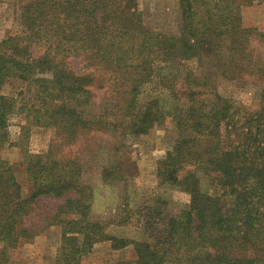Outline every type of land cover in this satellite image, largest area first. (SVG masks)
Wrapping results in <instances>:
<instances>
[{
    "label": "trees",
    "instance_id": "16d2710c",
    "mask_svg": "<svg viewBox=\"0 0 264 264\" xmlns=\"http://www.w3.org/2000/svg\"><path fill=\"white\" fill-rule=\"evenodd\" d=\"M262 2L179 0L175 35L148 27L143 0L23 3V32L0 42V127L20 112L56 132L46 152L26 153L20 164L0 157V256L42 231L30 222L50 199L57 207L40 226L63 227L58 264H81L106 241L114 249L134 247L135 259L117 264H264V67L255 62L264 26L245 25L242 14ZM71 58L87 71L72 69ZM13 77L32 87L3 94ZM156 78L166 96L142 101ZM220 80L254 83L259 102L248 106L222 94ZM169 118L176 139L159 161L158 177L191 201L181 208L162 200L141 205L140 239L111 235L108 227L124 221L93 217L84 152L101 168L104 184L127 183L135 172L127 139ZM21 166L30 192L18 179Z\"/></svg>",
    "mask_w": 264,
    "mask_h": 264
},
{
    "label": "rangeland",
    "instance_id": "374dc122",
    "mask_svg": "<svg viewBox=\"0 0 264 264\" xmlns=\"http://www.w3.org/2000/svg\"><path fill=\"white\" fill-rule=\"evenodd\" d=\"M32 0H0V42L11 35L21 34L22 4ZM143 12L148 27L175 35L180 30L181 10L179 0H143ZM243 20L247 26H264V2L256 3L243 9ZM70 66L78 73L87 71L81 59H69ZM255 62L264 67V42H258L256 46ZM190 68H197L193 62L186 64ZM181 67L176 64L171 68ZM163 66L157 67V73H163ZM254 81V80H252ZM158 79L147 86L146 95L142 101L148 100L155 94L166 96L163 88L158 86ZM32 86L30 82L13 77L6 81L3 94L18 96L22 91L27 92ZM218 90L224 95H233L248 106H255L260 99L261 89L254 83L245 85L230 81L217 82ZM33 89H35L33 87ZM98 92V98L103 96ZM32 93H28V98ZM149 96V97H148ZM26 98L21 96V102ZM56 130L28 122L26 115L16 112L11 115L5 128L0 127V157L12 163L20 164L24 161L26 153H44L55 137ZM102 143L109 139L102 136ZM176 139L175 123L172 118L152 130L148 135L141 137H129L127 153L130 161L135 165L134 178L127 183L120 182L117 185H106L102 181L101 168L97 169L90 154L84 152L87 168L84 175L86 183L95 191V203L93 217L95 219L111 220L113 222L124 221L123 224H111L107 231L111 235L140 239L141 231L135 225L138 217V207L141 205H154L159 200L167 202L173 208L187 206L191 201V195L170 184L160 182L158 177L159 161L167 156ZM104 159V157H103ZM18 179L26 192H30L25 167L17 170ZM217 192L220 189L216 190ZM57 202L50 199L43 200L42 206L30 223L41 231L31 241H23L18 247L7 251L6 256H0V264H58L60 247L62 245V226H48L43 228V217L46 213L53 212ZM133 246L122 249H114L110 241L99 242L89 254L82 258L81 264H117L135 259Z\"/></svg>",
    "mask_w": 264,
    "mask_h": 264
}]
</instances>
